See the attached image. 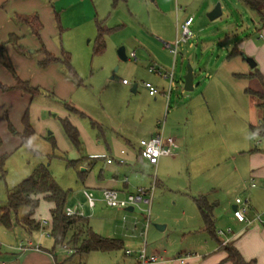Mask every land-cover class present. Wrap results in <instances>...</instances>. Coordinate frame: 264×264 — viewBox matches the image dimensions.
Segmentation results:
<instances>
[{
    "label": "rangeland",
    "instance_id": "374dc122",
    "mask_svg": "<svg viewBox=\"0 0 264 264\" xmlns=\"http://www.w3.org/2000/svg\"><path fill=\"white\" fill-rule=\"evenodd\" d=\"M140 1L26 0L27 4H31V10L23 11L20 4L16 10L11 9L9 33L12 34L6 32L0 35V82L11 85L7 91L13 89L16 92L9 93L13 119L17 120L15 107L18 104L27 107L29 102V113L34 123V132L25 143H21V128H17V133H14L13 125L7 127V137L0 125L3 135H0V154L7 155L4 172L0 171V206L6 203L8 192L30 175L35 165L44 163L48 165L56 183L66 191L65 204L79 207L95 232L107 237L119 236L124 243L120 249L112 251L77 253L62 252L59 245L54 249L58 264H134L137 252L143 245L147 253H151L154 248H164L172 252L169 254L174 257L179 250H182V256L190 251L199 254V251L192 250V246L199 244L203 234L182 231L186 225L201 222L192 200L196 196L195 190L224 176L221 186L223 192L219 196L222 202L228 198L234 199L237 195L247 197L251 205L250 197L243 195L247 193L244 190L248 180L253 179L256 183L255 190L264 188V179L250 177L251 170L246 162L249 153L264 151V139L253 136L246 123L249 120L247 109L252 120L254 115L256 120L258 115L260 117L256 98L248 91L258 89L259 81L257 78L236 75L251 73L261 63L264 64V26L260 18V14L264 17V5L255 11L240 0H171L173 5L176 2L178 11L191 14L195 19L190 26L193 32L191 38L179 44L177 54L166 52L167 47L161 44L168 57H175L176 69L169 90L166 89L169 98L167 103L163 101L159 120L164 124L175 104L182 105L178 116H174L178 121L175 130L182 139L184 136L191 139L188 147L190 162L175 160L164 164L157 171L145 168L140 174L142 179L145 177L142 182L151 185L153 176L163 181L162 185L153 184L147 227L146 206L143 203H138L132 210L109 207L101 201H97L93 208L86 205L82 189L97 182L103 160L101 154L107 153L102 136L107 139L111 151L112 138L123 133L137 146L139 123L151 120L150 113L144 111L150 102L147 89L140 84L137 92L130 89L131 84L140 78L133 72L138 70L137 67L144 71V63L139 60L135 63L131 59L130 46H137V41L141 43L142 40L143 45L150 50L153 40L152 32L145 28L148 20L145 3L152 1ZM217 2L220 3L222 14L209 19L207 12ZM208 6L211 9L207 10ZM137 11L140 15L138 20L131 14ZM34 15H38L42 24L38 30L32 29L27 23ZM138 23H142L144 28ZM117 24L122 25L117 27ZM98 25L104 29L105 46L101 52L95 51ZM121 46L124 47L126 59L118 56L117 50ZM234 46L238 48V54H230ZM46 52L57 59L42 65ZM66 58L74 74L69 72ZM247 58L255 62L254 67L249 65ZM188 66L193 71L191 90L183 88V77ZM10 68L18 79L28 81L30 86L37 87L43 93L28 101L30 93L14 85L16 78ZM123 77L130 81V85L122 86ZM7 94L0 85V123L8 118ZM190 100L204 106L206 119L202 126L191 127L187 123L185 104ZM68 106L86 116L70 111ZM64 117L79 129L80 150L72 145L64 133L61 125ZM87 117L105 125L102 133L96 126H91ZM50 133L56 140L55 149L47 139ZM96 136H99L100 142H97ZM100 144L101 147L97 149ZM86 153L98 158L93 163H88V158L74 164L68 162L81 158V155L86 156ZM235 166L243 172L239 179L232 170ZM103 170L109 172L105 168ZM245 173H248L247 177H244ZM38 197L36 216L40 219L50 218L52 203L41 195ZM257 202L263 209L252 212L264 213V196L259 197ZM216 209L221 210V207L217 206ZM25 211L24 207L19 208L17 216L20 218ZM157 224H167V228L159 229ZM52 245L51 238L43 234L42 230H29L20 223L6 228L0 223V264H6L12 253L42 252L41 246L51 249ZM127 249L132 253L126 254ZM50 258L53 259L51 255Z\"/></svg>",
    "mask_w": 264,
    "mask_h": 264
},
{
    "label": "crops",
    "instance_id": "0c3cea01",
    "mask_svg": "<svg viewBox=\"0 0 264 264\" xmlns=\"http://www.w3.org/2000/svg\"><path fill=\"white\" fill-rule=\"evenodd\" d=\"M137 1L138 3H141L140 0H137ZM151 1H152L151 3L150 2L145 3V13L147 14V19H148L147 20L148 26L146 25L145 28L148 29L147 31L152 32L151 38H153L154 41L152 40L151 49L149 48L150 50L146 48L147 46L145 44H144L145 46L143 45L142 40H141L142 44L139 43L138 42L139 40H138L136 43L137 46L135 45L130 46L129 55L131 59L135 63L137 62V60H139L141 63H144L142 64L143 66L142 68H144V71H142L140 67H137L138 70L133 72V73H137V75L140 78L138 82H133L131 84L130 89L132 92H137L138 86L139 84L142 86L141 81L143 80H147L151 82V84L154 87H156V89L157 87H159V85L161 86L158 88L160 90L159 91L157 90V92L154 95H149L148 90H147V94L150 97V100H149L150 102L149 104H147L144 111H147L148 113H150L149 116L151 117L150 118L151 120L147 119L139 123V126H138V130L140 134L139 140L151 138L155 134L161 131V134L164 140L167 137L173 138L174 145L172 146V152L169 155L160 156L158 158L157 164L153 166L139 155V144H137L136 146L134 143H132L131 139H128L124 136V133L121 135L118 134L116 137L112 138V149H113L112 151H111L110 146L107 144V139H105L103 135L101 139L104 140L107 153L101 154L100 158H102L103 160H102V166L99 169V173L97 175V178H98L97 182L91 183L90 186H85L87 187L86 189H90L93 191V193L95 194L97 198L96 202L101 201L100 199L101 190L106 187L118 190L120 196H125L128 193H133L136 191L138 187H143V188L150 187L151 183L148 184L147 182H142V180L145 177H143L142 179V177L140 176V174L144 172L145 168H150L154 171H157L164 164L168 162L169 164L173 163L175 160L183 159V161L187 160L190 162L189 159L191 156L189 155L188 147L191 144L190 143L191 139L185 136H184L185 138L183 137L182 139V137L178 135V131L175 130V125L178 123V121H177V118L174 119L175 118L174 116L175 115L178 116L180 110L183 109L182 105L180 107V105L175 104L173 110L171 111V114L169 113L170 116H168V118L166 119V122L164 124L162 122L161 124L162 126L158 124V121H160L159 118L161 116V111L164 105L163 101L164 103L165 102L167 103V98H169V95H167V90H169L170 80H171V77H173L174 71L176 69L175 57L174 56H172V58L168 57L167 54L165 53L163 45L165 46V43H171L174 40L175 36L178 33V26L181 23V21H183V19H185L188 16H192L193 18L192 23H191L192 25L195 17H193V15L191 14L181 13L180 11H178L176 2L173 5L171 0H151ZM18 4H20V8L23 11L28 12L32 8L31 4L26 3V0H0V30L4 33L3 34L0 32L1 36L5 35L6 32L7 34H12V33H9V31L11 30V19H10L9 11L11 9L16 10ZM210 7L211 6H208L207 10L211 9ZM131 14L136 20H138L137 18L140 16L138 11L133 12ZM36 16L38 17V15ZM180 19L181 21L179 22ZM38 20H39V17H38ZM138 24H140L144 28L142 23H138ZM121 25L122 24H117L115 26L119 27ZM13 29H15V27ZM248 49L250 48L248 47ZM138 51H139V54H138ZM247 51L250 52L249 50ZM166 52H169V51H166ZM150 66H155L160 71V73L157 71H149L148 68ZM169 67H170V71H168ZM257 69L264 76V64L262 65L261 63L259 65V68ZM164 73L170 74L171 76L169 75L168 77H166L164 76ZM122 79H126V78L123 77ZM20 80L26 82L30 86L28 81L22 80V79ZM30 83L33 85L32 79L30 80ZM134 83H135V87L133 88ZM122 84H123L122 86L130 85V81L128 80V83L126 84L122 83ZM0 85L11 87V85L4 84L1 82H0ZM14 85H16V83ZM2 90L5 92V94L8 93L7 95H9V93L11 94L16 93L13 89L12 91L11 90L7 91L9 90L8 88L2 89ZM41 93H43V91L38 89V91L34 95H31V94L29 95L30 97H28L29 98L28 101H30L33 97ZM157 94H160V95H157ZM10 96L11 95H9V100H7L8 103H7V108H6L7 110L6 117L8 118H6L7 119L6 121H2V123H0V125H2V132H4V135L5 136L7 135L8 137L7 127L13 125L15 128L14 133H17V130H16L17 128L18 129L21 128V133H22L24 130V125L22 123V117L25 111L27 112L29 124L34 132V123L29 113V109H31V106L29 107L30 103L29 102L27 103L28 104L27 107H24V104L22 106L18 104L15 107L14 110H16V113H17V120H15L13 119L14 111L12 110V108L10 109V105L12 104L11 103L12 100L10 101V98H11ZM185 105H186V110H187V113L185 114H187L188 116L186 118L187 123L191 125V127L202 126L203 122L206 119L205 109L202 103H199L198 101L193 103V101L190 100ZM11 111H13V114ZM249 112L247 109V117L249 120H246V123L248 124V129H249L250 124H257L260 120L259 115H258L257 120H256V115H254V119L252 120L253 117L250 118ZM11 115H12V119L10 118ZM81 116H86V114L81 112ZM165 117H167V115ZM87 118L91 126H96L99 129V132L102 133V131L105 128V125L102 122L98 120H94L91 117H87ZM70 122L77 128V126L72 121ZM77 130L79 132L78 128ZM0 135H1V132H0ZM50 135L51 133L48 136ZM79 135H80V132H79ZM252 135L255 136L254 134ZM1 137H3V135H1ZM1 137H0V141H1L0 149L2 147ZM53 138L55 140V137ZM96 139H97V142H100L99 136H96ZM139 140H138V143H139ZM124 142L126 144L125 146H124ZM183 142H185L184 149H183ZM55 143H56V140H55ZM257 143H260V141H258ZM94 147L96 148V145ZM100 147H101V144L97 145V149H99ZM56 148H57V144H56ZM116 150H117V153H116ZM1 155H3V153L0 154V156ZM85 155L86 156L81 155L82 156L81 159L83 160L84 158L85 159L88 158L89 159L88 163H93L98 158V157L97 158L91 157L90 154H87V153ZM108 158H111V162L106 161ZM77 159H74V160H77ZM121 159H122V162H120ZM246 159H247L246 162H248L247 165L251 170V172L249 173L250 177L252 176V177H258L260 179H264V151L259 150L256 153H249ZM237 167L238 166H235L232 170H234V173L237 175V178L239 179L243 172H241ZM104 168L107 169V171L109 172L105 173V171L103 170ZM85 171H86V168H84V171L82 173L83 178L85 176ZM221 172L223 173V171ZM247 174L248 173H245L244 177H247ZM224 179H225L224 176L220 177L219 179H213L209 185H207L206 187L198 188L194 192L196 196H199V195L206 196L208 202L212 204L213 206L212 215H213L214 228L215 230L217 229L216 231L218 230L225 231L224 234L218 235L217 237H212L205 231H201L200 227L202 226V219H201V222L197 221L196 223L186 225L182 230L184 231V233H189V234H193V233L199 234L200 233V235L203 234L200 237L199 244L192 246L193 251L196 250V251H199L200 253L198 254L196 252L190 251L189 254L190 253H193V254H191L190 257L186 258L183 262H180L177 259V256L181 255L180 253L182 252V250H179L176 253L177 255L174 257L169 254L172 252H169L167 249L154 248L153 250L151 249L152 250L151 253L157 255L160 258V260L154 264H230L228 261L224 260L226 253H225V250L222 248V245H223L222 242L225 238H228L227 243L231 242L238 248V250L240 251V253L246 260H251L252 261L251 264H264V222L263 223L252 222L251 224L246 225L242 222H238L233 217L231 206L234 204L235 197H238V196L236 195L234 199L228 198L226 202L224 203L222 202L219 196L223 192V189L221 188V186H223ZM153 182L155 184L156 183H159L160 185L163 184V181L157 180L156 177H154V179L152 180V183ZM248 182L246 183L247 186L244 190L247 193H244L243 195H247L250 197L251 211H254V210L257 211L258 209L262 210L263 208H261L262 206L258 204L257 199L261 196H264V188H259L260 190L257 191L255 190L256 185L251 187L248 185ZM257 196L258 198L256 199ZM192 200L194 202V199ZM85 202H86V199H85ZM217 206H220L221 210H217L216 209ZM93 207H89V208H93ZM185 209L186 207L183 209L184 216H185ZM33 217L35 218L36 221L40 220V218L37 217L35 213ZM46 219H50V218H46ZM15 223L17 222H14L12 226H14ZM121 225L124 228V223H122ZM12 226L10 228H12ZM166 228H167V224H164L163 229H166ZM228 228L230 229V231H226V229ZM36 230H39V229H36ZM115 238L121 239L119 236H115ZM123 246H124V243H123ZM41 248L43 251L47 253L45 252L43 253V251L42 252H38V251H28V252L24 251L23 252L21 251L20 253L19 252L12 253V256L10 257L8 262H6V264H55L54 259L50 258L51 254L48 251H46L47 248H44L42 246ZM47 254H50V255L48 256ZM134 264H137V259L134 261Z\"/></svg>",
    "mask_w": 264,
    "mask_h": 264
},
{
    "label": "trees",
    "instance_id": "16d2710c",
    "mask_svg": "<svg viewBox=\"0 0 264 264\" xmlns=\"http://www.w3.org/2000/svg\"><path fill=\"white\" fill-rule=\"evenodd\" d=\"M250 9L259 11L260 7L264 5V0H240ZM262 20V25L264 26V17L260 14ZM27 23L32 29L38 30L41 24L38 17L34 15ZM96 52H101L104 49V29L100 25L97 27V36L95 38ZM239 50L234 46L230 54H238ZM57 58L49 52H46V57L42 60L41 64L45 65ZM67 68L69 72L73 73L72 68L69 65L68 58L65 59ZM12 71V68H10ZM13 73V71H12ZM16 78V86L23 88L28 91L31 95H34L38 88L29 86L26 82L19 80L15 73H13ZM237 76L257 78L259 81V88L255 90L248 91L255 96L256 106L260 111V120L257 124H250L249 130L252 134L257 137L264 138V76L260 73L258 69H254L253 72L248 74H236ZM2 89L9 88L8 86L1 85ZM247 90V89H246ZM70 111H75L78 114L81 112L68 106ZM22 123L24 125V130L20 134L21 143H25L27 139L33 134V130L29 124L27 112L25 111L22 117ZM61 125L64 133L72 143V145L77 149H81V141L79 138V132L77 128L69 121L68 118L61 119ZM47 139L52 144V148H56V143L52 135L48 136ZM1 143V141H0ZM54 154V152H53ZM52 154V155H53ZM7 155L3 154L0 156V171L3 173L4 162ZM82 158V157H81ZM68 161L70 164L76 163L78 160ZM41 195L46 200L52 203L50 208V238L52 240V248L46 249L54 261H56V256L54 254L55 247L61 245L64 242H68L75 248V253L77 252H89L92 250L101 251H112L120 249L123 246V241L115 237H106L95 232L87 223V218L80 215H70L67 216L64 212L66 207L65 201L67 193L62 189L54 180L48 165L44 163L37 164L30 175L23 178L17 186L10 190L7 194L6 203L0 206V223L6 227L10 228L14 222L21 223L29 230L39 229V222L33 217L36 207L39 203V197ZM194 202L198 208L202 219L201 231H205L212 237H217V231L214 228L213 215H212V204L208 202L206 196L199 195L193 197ZM24 207L26 209L25 213L19 218L17 216L18 209ZM13 217V218H12ZM225 250V259L230 264H251V260H246L238 248L233 243H225L222 245Z\"/></svg>",
    "mask_w": 264,
    "mask_h": 264
},
{
    "label": "built area",
    "instance_id": "2783aa9c",
    "mask_svg": "<svg viewBox=\"0 0 264 264\" xmlns=\"http://www.w3.org/2000/svg\"><path fill=\"white\" fill-rule=\"evenodd\" d=\"M192 16H188L178 26V33L175 36L174 40L171 43H165L168 51L173 55L177 54L178 46L180 43H185L192 36V31L190 29L192 23ZM149 71H160L155 66H150L148 68ZM170 74L164 73V76L168 77ZM171 76V75H170ZM122 83H128L127 79H122ZM142 86H144L149 95H154L157 92L156 87H154L151 82L147 80L141 81ZM158 124H162L161 121H158ZM139 155L145 159L149 164L155 166L157 164L158 158L162 155L166 156L172 152V146L174 145V140L172 137H167L165 140L162 137L161 131L155 134V136L147 139L139 140ZM107 162H111V158L106 160ZM122 162V159L120 160ZM155 176H153L154 179ZM126 180V179H125ZM153 184L148 188L138 187L135 192L128 193L125 196H120L119 191L113 188H103L101 190L100 199L101 201L109 207H117V208H126L128 206L134 207L138 203H143L146 208H144L145 214V227L148 226V216H149V206L151 202V194L153 190ZM249 186H255V182L251 179L248 183ZM83 195L85 196L86 203L89 207H93L96 203V196L90 189H83ZM235 208L232 209L233 217L238 221L242 222L246 225L251 224L252 222L263 223L264 222V213L252 212L250 208L249 199L247 197H235L234 199ZM64 212L67 216L70 215H82V211L79 207H69L66 206ZM39 230L43 231V234L50 237V219H40L39 221ZM145 230L142 231V233ZM226 231H230V229H226ZM225 231L218 230V235H223ZM228 238L223 240V244L227 242ZM59 249L65 253L75 252V248L69 245L67 242H64L60 245ZM131 250L127 249L125 251L126 254H131ZM190 254H186L185 256L178 255L177 259L180 262H183L186 258L190 257ZM137 264H154L160 260V258L152 253H147L144 245L137 252Z\"/></svg>",
    "mask_w": 264,
    "mask_h": 264
},
{
    "label": "water",
    "instance_id": "95a60500",
    "mask_svg": "<svg viewBox=\"0 0 264 264\" xmlns=\"http://www.w3.org/2000/svg\"><path fill=\"white\" fill-rule=\"evenodd\" d=\"M221 14V8H220V3H216L215 6L207 12V16L209 17V19H214L215 17L219 16ZM118 56L122 59H126V54H125V50L124 47H119V49L117 50ZM247 62L249 63V65L251 67L255 66V62L251 59V58H247L246 59ZM135 87V83L133 84V88ZM193 87V73H192V68L190 66L187 67V71L183 77V88L185 90H191ZM232 209L235 208V205L233 204L231 206ZM126 210H132L133 207L132 206H128L125 208ZM157 228L159 229H163L164 225H156Z\"/></svg>",
    "mask_w": 264,
    "mask_h": 264
}]
</instances>
